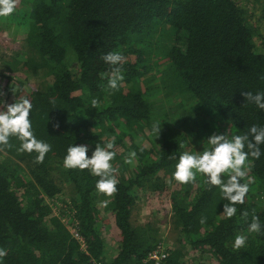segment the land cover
<instances>
[{
    "label": "trees",
    "instance_id": "obj_1",
    "mask_svg": "<svg viewBox=\"0 0 264 264\" xmlns=\"http://www.w3.org/2000/svg\"><path fill=\"white\" fill-rule=\"evenodd\" d=\"M17 6L0 21L25 33L26 52L21 63L10 61L13 76L0 71L6 82L0 85L6 102L0 110L29 99L32 130L51 151L41 164L35 163L36 153L19 152L15 138L11 148L0 151V248L7 251L0 264H146L159 246L168 254L165 264H183L188 247L208 253L216 264H264V227L261 234L248 232L253 210L264 226V145L259 159L249 156L254 181L231 219L222 215L227 201L219 188L202 174L173 193L172 225L181 248L169 249L156 226L132 220L139 193L164 192L175 180L179 156L195 154L188 149L190 139L207 148L209 133L224 129L231 137L253 125L264 127V110L241 95L264 92V34L241 2L18 0ZM109 52L126 57L122 87L115 92L107 89L110 66L101 58ZM70 54L80 66L77 73ZM154 67L159 70L151 73ZM21 73L27 79L42 74L50 83L28 91L26 80L16 78ZM157 122L159 136L153 132ZM110 141L118 180L113 197L97 191L100 177L89 170L64 167L69 146L86 145L91 158L97 144L105 147ZM133 151L135 159L126 163ZM61 185L70 188L69 210L82 240L66 226L65 215H54L47 203L61 193ZM105 200L120 243L112 259L99 227ZM238 234L247 236V243L236 251Z\"/></svg>",
    "mask_w": 264,
    "mask_h": 264
},
{
    "label": "clouds",
    "instance_id": "obj_2",
    "mask_svg": "<svg viewBox=\"0 0 264 264\" xmlns=\"http://www.w3.org/2000/svg\"><path fill=\"white\" fill-rule=\"evenodd\" d=\"M18 0H0V17L11 15ZM105 63L110 66L107 89L112 92L119 91L124 80L123 64L126 57L120 52H109L101 57ZM15 94V92L13 91ZM0 91V96H3ZM241 95L245 98L246 103L255 104L259 109L264 110V92L253 94L251 91H241ZM4 109V101H0ZM99 101L92 99V108H97ZM32 103L27 98L16 99L15 103L7 104L6 110H0V151L5 148H11L12 138L20 142L17 149L19 152L28 154L36 153L35 163L44 162L46 154L51 151V145L37 139L30 120ZM54 127L59 128V124ZM153 132L160 135L161 128L159 123L153 124ZM210 147L198 154L183 152L179 156V161L175 166L173 178L179 184H195L197 174H202L207 178L206 183L213 187H218L221 196L227 203L223 205L222 215L231 219L237 213L236 205H243L246 196L250 190L249 185L251 178L249 177L248 159L251 156L259 159L261 156V145H264V127L253 125L245 134H234L229 137L225 134H212L207 139ZM182 147V145H180ZM114 142L110 141L105 147L97 144L91 158L88 156V147L86 145L69 146L67 155L64 158V167L66 169L89 170L93 176L100 177L96 183V189L99 193L107 197H113L117 192L118 180L115 177L116 169L111 161L116 156ZM246 149V150H245ZM143 150V149H141ZM136 157L133 151L126 158L125 162L131 164ZM227 177V179H224ZM248 182L241 183L242 180ZM108 201L102 202V206L106 207ZM249 216L248 211L242 213V219L245 221ZM205 223V219L200 221ZM262 226L260 218L253 210L251 222L248 224L249 233L261 234ZM247 236L236 235L233 249L238 251L246 246ZM7 251L0 248V259L6 257Z\"/></svg>",
    "mask_w": 264,
    "mask_h": 264
},
{
    "label": "rangeland",
    "instance_id": "obj_3",
    "mask_svg": "<svg viewBox=\"0 0 264 264\" xmlns=\"http://www.w3.org/2000/svg\"><path fill=\"white\" fill-rule=\"evenodd\" d=\"M241 2V6L246 9V11L249 12V16L251 21H253L256 26H259L261 28V34H264V0H239ZM19 7V6H17ZM164 27V26H163ZM19 27L9 25L6 21H0V71L4 73V75H12V73L15 71L12 67L10 69V61L15 60L13 65L17 62L21 63V56L25 55L26 47L24 43V37L25 33L20 32L18 30ZM165 29H169V26H165ZM161 32H158L156 34V41L159 40ZM257 39H260L258 37ZM257 45L259 50H262V43L261 40L257 41ZM153 51V49H152ZM151 52V51H150ZM70 61H71V68L73 72H79L80 66L78 63H76V59L73 54H70ZM153 66V65H152ZM158 68L154 67L151 73L158 72ZM18 71H23L20 68V64L18 66ZM1 75V74H0ZM13 76V75H12ZM16 78H20L21 81L25 82V89L28 91H32V89H41L43 87H46L50 83V78H47L46 76L40 74L37 76L32 75L29 79L26 78L25 73H21L19 75H16ZM5 76H2L0 78V85L5 84ZM158 83V82H156ZM156 83L154 84L155 86ZM26 90V91H27ZM27 91V92H28ZM29 93V92H28ZM1 101L3 99V96L0 98ZM178 101L176 97V102ZM160 107L161 104L157 103ZM205 117V120L211 122V117ZM191 127H195L194 124L190 125ZM220 132L221 134H225L226 131L222 129L221 131H215ZM209 133L208 138L214 134ZM142 139V137L140 138ZM144 139H142V142ZM189 150H193L195 154H198L204 150L203 145L200 146V144L196 141V139H190L189 140ZM205 147H210L207 144V140L205 143ZM2 155L0 153V160H2ZM126 160V159H123ZM117 163V162H116ZM116 166H119V163L116 164ZM251 182H253V178L250 175ZM183 184H179L177 181L172 180L169 182L167 189L164 192L159 193H139V199L135 208V211L133 213L132 220L135 224H148L156 226L159 229V236L162 239V242L171 250H175L176 248H181V245L179 243L178 234L174 230L172 225V206H171V200L172 195L174 192H177L181 190V186ZM62 191L61 193L55 197L54 200H47V203L50 204V206L53 209L54 215H65L62 217V220L66 224V226L69 228V230L74 234L75 237L81 239L77 236V230H76V221L73 219L71 211L69 210V204L71 200V194H70V188L67 185H61ZM102 205V204H101ZM101 213L99 216V227L101 228V231L103 233V236L107 243V254L110 259H112L116 254L119 252V246L120 243H118V234H116V229L114 226V218L113 214L109 211L105 210V207L101 206ZM82 240V239H81ZM83 243V241H81ZM184 243V242H183ZM185 257L181 260V263L183 264H205L206 262H209L210 264H216L214 261H212V258L208 253L204 252L201 253L199 251L192 250V248L188 247V250H186Z\"/></svg>",
    "mask_w": 264,
    "mask_h": 264
},
{
    "label": "built area",
    "instance_id": "obj_4",
    "mask_svg": "<svg viewBox=\"0 0 264 264\" xmlns=\"http://www.w3.org/2000/svg\"><path fill=\"white\" fill-rule=\"evenodd\" d=\"M167 259H168V254L165 252L162 246H159L156 250H153L152 252L148 254V257L144 260V263L146 264H165Z\"/></svg>",
    "mask_w": 264,
    "mask_h": 264
}]
</instances>
